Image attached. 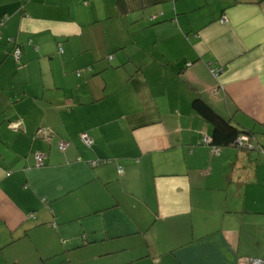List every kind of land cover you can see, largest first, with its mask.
Instances as JSON below:
<instances>
[{
    "label": "crops",
    "instance_id": "1",
    "mask_svg": "<svg viewBox=\"0 0 264 264\" xmlns=\"http://www.w3.org/2000/svg\"><path fill=\"white\" fill-rule=\"evenodd\" d=\"M195 99L247 139L213 151ZM248 258H264V0H0V264Z\"/></svg>",
    "mask_w": 264,
    "mask_h": 264
},
{
    "label": "trees",
    "instance_id": "2",
    "mask_svg": "<svg viewBox=\"0 0 264 264\" xmlns=\"http://www.w3.org/2000/svg\"><path fill=\"white\" fill-rule=\"evenodd\" d=\"M194 109L199 115L211 123L213 133L210 141L211 147H224L237 144L238 138L248 131L241 129L230 120L218 114L208 103L201 99H195Z\"/></svg>",
    "mask_w": 264,
    "mask_h": 264
},
{
    "label": "built area",
    "instance_id": "3",
    "mask_svg": "<svg viewBox=\"0 0 264 264\" xmlns=\"http://www.w3.org/2000/svg\"><path fill=\"white\" fill-rule=\"evenodd\" d=\"M4 20V19H3ZM226 20V17L223 18V21ZM4 22V21H3ZM21 54H22V50L20 47H15L14 48V55L17 61H19L21 59ZM222 71V68L220 67H212L211 68V72L213 73V75L218 76L220 74V72ZM16 123H12L11 126H16ZM81 139L82 141L88 146L91 147L94 143V139L92 137H90L88 134L83 133L81 134ZM243 139H247L246 136L242 135L238 138L237 143H241L243 141ZM205 142H209L211 141V139L209 137H205L204 138ZM59 148L61 150H66L67 147L69 146V142L68 141H60L59 142ZM213 151H215L216 153L220 152V147H212ZM48 157L47 153L44 152H39L36 154V160H37V164L38 165H44L46 163V159ZM97 163V161L94 162V164ZM247 264H264V258H248L246 260Z\"/></svg>",
    "mask_w": 264,
    "mask_h": 264
}]
</instances>
